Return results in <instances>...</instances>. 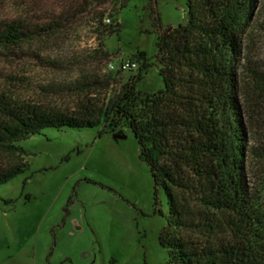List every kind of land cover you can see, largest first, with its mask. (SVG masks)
<instances>
[{"label": "trees", "instance_id": "1", "mask_svg": "<svg viewBox=\"0 0 264 264\" xmlns=\"http://www.w3.org/2000/svg\"><path fill=\"white\" fill-rule=\"evenodd\" d=\"M56 1L64 5L61 13L46 14L40 24L35 12L47 8L46 0H11L10 11L0 12V52L16 53L84 17L98 39L92 59L110 58L101 37L120 29L103 23L105 8L111 7L109 18L116 16L123 0ZM185 1L184 24L161 32L155 17L163 88L142 96L139 111L137 86L149 67L143 52L136 55L137 72L112 95L120 70L113 77L82 74L55 91L64 107L0 92V187L26 168L19 142L45 129L100 127L101 135L127 126L150 170L153 212L166 222L158 241L168 264H264V193L249 180V168L261 175L264 146L249 133L244 97L248 84L256 99L264 89L247 52L250 38L264 32L263 0Z\"/></svg>", "mask_w": 264, "mask_h": 264}, {"label": "rangeland", "instance_id": "2", "mask_svg": "<svg viewBox=\"0 0 264 264\" xmlns=\"http://www.w3.org/2000/svg\"><path fill=\"white\" fill-rule=\"evenodd\" d=\"M10 2H0V12H9ZM122 5L110 18L111 7L105 8L108 25L120 29L101 37L110 58L92 59L97 36L86 18H77L16 53L0 52V92L64 107L66 100L55 91L82 74L113 77L121 62L136 64L120 72V84L109 86L112 95L137 72L142 62L136 55L143 52L149 67L137 86L139 111L142 96L163 88L155 63V17L161 32L184 24L186 1L123 0ZM45 6L35 12L40 24L46 23V14L58 16L64 5L46 0ZM247 43L248 56L264 77V32ZM251 89V84L244 89L245 121L250 135L264 146V89L257 99ZM99 131L49 128L19 142L26 168L0 187V264H168L158 241L166 222L153 212V182L136 140L127 126L114 133ZM260 169L261 175L258 168H249V180L264 193V167ZM159 209L167 214L162 192Z\"/></svg>", "mask_w": 264, "mask_h": 264}, {"label": "built area", "instance_id": "3", "mask_svg": "<svg viewBox=\"0 0 264 264\" xmlns=\"http://www.w3.org/2000/svg\"><path fill=\"white\" fill-rule=\"evenodd\" d=\"M103 23L104 24H109L110 23V20L108 18H105L103 20ZM109 67L111 69H113V66L112 65H109ZM136 68V64L134 63H130V62H121L120 64H118V66L116 67L115 70H120V71H128V70H132V69H135Z\"/></svg>", "mask_w": 264, "mask_h": 264}]
</instances>
